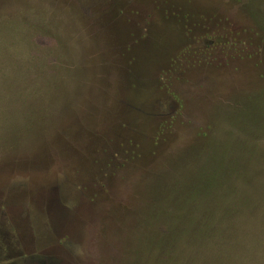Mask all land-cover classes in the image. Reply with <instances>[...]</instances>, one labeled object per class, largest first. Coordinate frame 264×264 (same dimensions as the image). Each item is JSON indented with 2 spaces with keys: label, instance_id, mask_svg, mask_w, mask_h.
<instances>
[{
  "label": "rangeland",
  "instance_id": "374dc122",
  "mask_svg": "<svg viewBox=\"0 0 264 264\" xmlns=\"http://www.w3.org/2000/svg\"><path fill=\"white\" fill-rule=\"evenodd\" d=\"M0 264H264V0H0Z\"/></svg>",
  "mask_w": 264,
  "mask_h": 264
}]
</instances>
